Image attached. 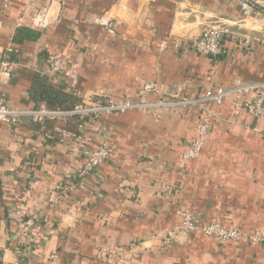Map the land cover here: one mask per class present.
Listing matches in <instances>:
<instances>
[{
  "label": "crops",
  "instance_id": "0c3cea01",
  "mask_svg": "<svg viewBox=\"0 0 264 264\" xmlns=\"http://www.w3.org/2000/svg\"><path fill=\"white\" fill-rule=\"evenodd\" d=\"M41 3L0 0V93L9 106L39 104L27 98V89L37 72H47L53 55L67 65L61 81L82 101L134 98L146 81L190 98L229 87L236 78L264 81V15L243 17L232 2L55 0L48 27L17 45L18 27L37 28L32 14ZM101 16L111 32L98 22ZM204 24L225 29L220 59L192 49ZM12 48L17 62L6 59ZM254 94L232 95L221 105L205 102L217 116L200 155L186 163L180 153L200 120L194 107L158 116L113 113L83 130L66 118L0 121V264H264L259 243H219L201 231L163 237L183 208L198 223L216 219L247 233L264 227V144L252 129L263 130L264 118L235 104ZM42 130L60 137L46 142ZM74 136L80 146L108 144L113 153L95 175L57 197L56 184L76 177L82 164L71 150ZM29 218L36 224L26 237L19 225ZM27 239L31 248L21 255L15 248Z\"/></svg>",
  "mask_w": 264,
  "mask_h": 264
},
{
  "label": "built area",
  "instance_id": "2783aa9c",
  "mask_svg": "<svg viewBox=\"0 0 264 264\" xmlns=\"http://www.w3.org/2000/svg\"><path fill=\"white\" fill-rule=\"evenodd\" d=\"M55 0H42L41 5L32 14V23L39 29H45L49 24V14L51 5ZM237 5L243 17L250 18L255 14L264 15V0H225ZM100 24L107 26L112 31V25L108 19L101 16L98 19ZM225 29L222 25L204 24L201 26L200 32L196 39L192 41V49L202 56H215L222 52V38ZM182 45V44H181ZM164 46V42L160 47ZM174 46H180V43H174ZM47 73L55 82H59L65 75L67 65L65 61L57 56H49L46 60ZM7 65V64H6ZM249 92H254V98L251 101H241L235 99V104L243 106L253 117L257 119L264 118V81H245L236 78L229 87L216 86L207 91L204 97L190 98L180 94L164 93L162 86L156 81H146L142 83L135 92V99L129 94L121 96L119 99L111 102H102L100 100L83 101L75 105L71 110H52L48 109L44 104L39 103L33 107H16L9 106L1 100L0 93V121L7 124H16L22 118H30L32 121L45 122L56 118H67L78 115L80 118L90 116L95 118H103L110 113H121L129 110H137L142 112H150L154 116L160 115L163 111L175 110L187 107H194L201 112V119L196 126L195 137L189 142L185 150L180 153V163H186L197 158L202 150L205 138L210 132L213 122L217 116L215 111H211L205 106V102L212 101L221 105L232 95L242 96ZM159 95L155 99L149 98L150 95ZM82 126V125H81ZM80 129L83 130V127ZM256 133H261L264 144V129L259 130L257 126L252 127ZM72 153L78 155L82 160V164L75 171V176L86 178L95 175L102 163L109 159L113 153V149L108 144H101L96 147L88 145L80 146L77 141H72ZM71 175L65 178L64 183L56 184V196L66 194L74 188L71 182ZM180 221L172 229L166 230L163 237L166 240H176L178 236H184L194 231H201L206 237L225 243H259L264 246V227L254 230L250 233L242 232L233 226H224L217 220H211L207 223H198L194 213L183 208L179 211ZM36 224L33 218L22 221L19 225L20 232L23 236L28 235L31 227ZM22 247H16L17 251L23 255L31 248L30 240L23 242Z\"/></svg>",
  "mask_w": 264,
  "mask_h": 264
},
{
  "label": "trees",
  "instance_id": "16d2710c",
  "mask_svg": "<svg viewBox=\"0 0 264 264\" xmlns=\"http://www.w3.org/2000/svg\"><path fill=\"white\" fill-rule=\"evenodd\" d=\"M45 29L31 28L28 26H20L16 29L12 40L17 45H19L25 41H34L40 36L41 30H45ZM222 55L223 54L220 53L218 55L208 56V57L220 59L222 57ZM48 58L49 57H47V59ZM6 59L9 62H17L19 60L18 51L14 48L10 49L8 52V55H6ZM121 96H123V95H121ZM27 98L29 100H33L37 103H42L48 109H52V110H71L75 105L83 102L82 97L77 93V91L74 88H68L67 85L63 81H61V82L60 81L59 82L53 81L52 79H50V76L48 75V73L46 71L43 73L37 72L33 76V79H32V81H31V83L27 89ZM131 98L135 99V97L134 98L131 97ZM90 100H92V101L100 100L102 102H104V101L105 102H108V101L111 102V101H115L117 99H110V98H106V97L103 98V97L99 96V97H92ZM198 112H199V116L201 119L202 114L200 111H198ZM111 114H113V113H110L109 115H111ZM107 116H104L103 118H100V119L95 118V119L91 120L92 118L90 116L80 118L78 115H73V116L67 117L66 119L68 121H70L71 123H74L78 128H80L81 125H82L81 127H85L86 125L89 127L96 125V124H98V122L101 121V119L103 120ZM41 126L42 125H40V124L34 123L35 128L39 129ZM44 134L47 137L46 142H51V141L58 139L60 137L59 133H57L55 131H51V130L48 133L43 131V135ZM76 137L77 136H74L71 139V143H72V141L77 140ZM83 143H86V142H83ZM88 146H90V145H88ZM90 147H92V146H90ZM81 179L82 178H79V177H71V182L75 186L77 183H79V181ZM3 201H4L3 193H2V190L0 187V209L3 205ZM214 220H216V219H214ZM219 243H221V242H219ZM20 248H23V247L20 246Z\"/></svg>",
  "mask_w": 264,
  "mask_h": 264
}]
</instances>
